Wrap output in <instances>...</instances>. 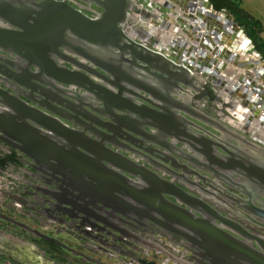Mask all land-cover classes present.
I'll return each mask as SVG.
<instances>
[{
  "label": "flooded vegetation",
  "instance_id": "1",
  "mask_svg": "<svg viewBox=\"0 0 264 264\" xmlns=\"http://www.w3.org/2000/svg\"><path fill=\"white\" fill-rule=\"evenodd\" d=\"M47 6L48 0H0L2 15L29 30L26 43H17L27 49L0 51V91L65 129L46 123L52 130L33 132L22 124L24 112L0 104L10 122L0 123V264H254L226 260L231 251L222 232L264 257V117L250 120L241 107V77L230 84L223 67L214 72V88L198 93L139 65L137 57L150 53L128 38L132 20L147 14L142 2L60 0L57 21ZM145 17L140 21L164 16ZM144 30L135 29L139 36ZM175 48L171 61L190 57V49ZM168 70L179 74L172 65ZM33 158L41 171L30 168ZM123 164L127 179L114 168ZM135 169L193 197L155 189L189 216L150 203L151 190ZM99 201L136 223L106 217Z\"/></svg>",
  "mask_w": 264,
  "mask_h": 264
},
{
  "label": "water",
  "instance_id": "2",
  "mask_svg": "<svg viewBox=\"0 0 264 264\" xmlns=\"http://www.w3.org/2000/svg\"><path fill=\"white\" fill-rule=\"evenodd\" d=\"M50 2V6L46 7L49 13L48 18L49 19H55L57 21L58 13L57 8L60 4V0H48ZM111 1L112 3H115L116 0H107ZM136 2H142L145 4V10L146 12L144 14L146 15H139V18H134L132 20L134 24L131 26V29L129 31L130 37L128 38V41L130 44H134L137 48H139L142 51H146L150 53V56L142 57L140 55L137 57V62L139 65L144 66L146 69L160 73L161 76L169 77L172 82L171 85H173L176 89L182 90L188 89L192 92H198L201 93L202 86H207L210 88H214V85L217 84V80L214 76V72L218 69H223V67H226V63H224L222 59L225 62H231V60L235 56V52L232 50H226L224 57H221V52L224 50V48L220 47V36L221 34L218 33L217 30H213L209 28L201 18V14L196 11V7L198 4H202V1L199 0H135ZM190 1V3H189ZM206 2V9L210 10L212 15L219 19H222L220 17V13L215 12L212 9V6ZM41 3V2H38ZM153 5L156 7L152 8ZM70 10H72L77 16H82L85 18L84 15H81V11L79 9H74L70 6H68ZM148 9V10H147ZM151 9V10H149ZM153 9V10H152ZM164 16L165 19H158V16ZM144 16L145 18H153L156 17L159 22H151L149 23L148 20L143 19L140 21ZM13 16L5 17L2 15V12H0V21L3 20V24L0 23V44L5 46V49H1V54H6L12 52V50L15 49H27L25 46H21V44L26 43V36L27 31H29L26 28H22L15 24L14 20H12ZM230 18L228 17L224 23L229 24ZM75 22V21H74ZM171 23L185 25L187 29L184 30V34L186 35L188 40L181 39L179 37H172L170 41L166 44H164V39L167 35H170L172 33L177 32V30H174L171 28ZM223 23V24H224ZM84 26V25H83ZM177 26V27H178ZM221 26V25H220ZM222 29L225 30V27ZM138 27H143L144 36L137 35L135 29ZM203 30V32H201ZM237 30V29H236ZM36 31V30H35ZM205 31V32H204ZM226 31V30H225ZM239 33L238 37L234 35V37L237 39V43H239L240 38H246L242 31H237ZM32 32L30 31V34ZM63 33V32H62ZM155 36H154V35ZM32 35H38L35 32ZM63 37H66V34L63 33ZM160 36H162L161 42L155 41ZM210 36H214L215 38L213 40L210 39ZM137 40V41H135ZM115 42H118L113 40ZM17 43H21L20 45ZM173 43L171 46L176 45V51L178 54H185L190 49V57L185 58L183 55H180L179 58H177L175 61H171L169 57H171V52L169 44ZM135 48V49H137ZM250 49H253L252 45L250 44ZM208 54V55H206ZM126 55L133 57L132 55H129L126 53ZM207 56V60L209 61L208 64L202 65L200 63L201 58ZM135 58V57H134ZM246 63V67L244 66ZM169 65L174 66L178 71L179 74L174 72L173 74L169 73ZM206 68H205V67ZM215 66V68L213 67ZM238 67H241L244 70L252 72L254 75H256V79L253 78L251 75L247 72V77H241L240 81L236 83V87L239 85L242 86V89H244V92L246 94L244 97H238L237 95H230L231 98L235 99L238 97L239 99L243 100L241 103V107L249 114V119L252 120V118H257V116L260 115L259 119L262 120L264 117V78H259L258 75L262 76L264 73V60L262 61H246L241 64H239ZM213 72L212 75L209 76V72ZM162 78V77H161ZM164 82V80H163ZM197 83V87H192L191 83ZM166 84V83H165ZM238 84V85H237ZM0 97L4 99V103L0 101V104L2 106H6L8 108L10 107H17L19 110L24 112L26 115L23 118L22 124L26 128H28L31 131H35L36 133L42 132V130H55L56 132L65 130L59 121L55 118H50L48 116H45L41 112L29 107L24 101H21L19 97H12L9 94L0 91ZM121 110L114 109L113 114L119 113ZM252 116V117H250ZM28 122L32 123L34 126L30 125ZM0 123L7 125L10 124V122L6 121L3 116H0ZM46 123L52 124V127L54 128H48L46 126ZM84 151V150H83ZM37 157V156H36ZM33 165H31V169L35 172H39L42 169L37 166L38 160L36 158H33ZM116 169V172H119V177L123 179H127L125 175L127 174L131 175V173L125 168V165L123 164V167L120 165H115L114 167ZM118 170V171H117ZM137 173H140V176L144 178V181L147 183V186L149 187L151 197H149L148 201L152 204L157 206H161L165 211L167 212H175L180 213L184 217H186L190 212L187 209L180 208L179 206L169 203L167 201L162 192L156 191L157 186H163L165 188H170L173 191L179 193L181 196H185L186 198H192L189 195H186L183 192H179L174 190L175 188L168 182L162 180L159 178V176L153 172H150L149 170H137L135 169ZM37 195V194H36ZM153 198V199H150ZM96 208L100 211H105L104 213L106 217L111 218L112 220L118 219L121 222H126L130 224H135L136 221L132 217H128L120 213L119 211L111 208L108 205L103 204L101 201L95 202ZM68 207V206H67ZM189 212V213H188ZM62 216H64L67 220L72 219L71 216L67 215L66 213H63ZM189 216V215H188ZM213 233H219L214 232ZM220 240H223V243L225 245V249L228 251H231L229 253H226L224 256L226 260H231V257H236V259L239 258H245L247 261H251L254 264H262L263 255L259 253V251L253 249V248H245L242 247L239 241L231 235L229 232H222L219 233ZM109 237V236H107ZM47 240L54 241L52 238H47ZM237 253L241 254L238 255ZM97 264H103L99 261H93ZM232 262V261H231ZM145 264H155V261H145ZM233 263V262H232Z\"/></svg>",
  "mask_w": 264,
  "mask_h": 264
},
{
  "label": "trees",
  "instance_id": "3",
  "mask_svg": "<svg viewBox=\"0 0 264 264\" xmlns=\"http://www.w3.org/2000/svg\"><path fill=\"white\" fill-rule=\"evenodd\" d=\"M215 12L228 13L234 23L241 28L253 51L264 60V40L261 37V23L246 13L239 0H207Z\"/></svg>",
  "mask_w": 264,
  "mask_h": 264
},
{
  "label": "crops",
  "instance_id": "4",
  "mask_svg": "<svg viewBox=\"0 0 264 264\" xmlns=\"http://www.w3.org/2000/svg\"><path fill=\"white\" fill-rule=\"evenodd\" d=\"M202 1V4H198L196 7V11L201 14V18L204 20H207L208 27L213 29L214 31L221 28L222 29V23L221 21H224L223 15L220 13V17L222 19H217L215 18L211 13L210 10L206 9V2L205 0H200ZM241 3L242 9L248 13L251 17H253L255 20L259 21L263 27V32L261 34L262 39L264 40V0H239ZM199 2V0H198ZM206 13V14H205ZM220 21V22H219ZM206 24V25H207ZM231 25V23H229ZM221 25V26H220ZM224 27V26H223ZM232 27V25H231ZM233 28V27H232ZM205 32V31H204ZM220 42L221 45L220 47L224 48L225 50H233L235 52V55H238L239 52L236 50L238 49L237 39L234 37L239 35L237 31H234V33L227 34L223 29L220 32ZM233 36L234 40L231 38ZM215 37L210 36V39L213 40ZM227 42L228 47L224 45V43ZM247 48V47H246Z\"/></svg>",
  "mask_w": 264,
  "mask_h": 264
},
{
  "label": "rangeland",
  "instance_id": "5",
  "mask_svg": "<svg viewBox=\"0 0 264 264\" xmlns=\"http://www.w3.org/2000/svg\"><path fill=\"white\" fill-rule=\"evenodd\" d=\"M223 17H224V21L229 17L230 20H229V23H231L232 27H233V30L234 31H242L240 27H238L232 17L226 13V12H220ZM162 19H165V17H163ZM187 29V27L185 25H182V24H179L178 26V31L175 32V33H172L170 35H167L166 38L164 39V44L168 43L170 41V39L172 37H179L181 39H184V40H188L186 35L184 34V30ZM237 29V30H236ZM225 31V30H224ZM233 31V32H234ZM227 34H229L227 32V30L225 31ZM243 33V31H242ZM244 35V33H243ZM245 36V35H244ZM233 37V36H232ZM250 44V43H249ZM224 45L226 47H228L227 45V42L224 43ZM246 52H245V57L247 58L246 60L242 57L239 58L240 61H262V59L253 51V49H248V48H245ZM252 56V57H251ZM222 57V55H221ZM219 61L222 60L224 63H226V70L225 71H221V75H225L226 76V79H231V80H228L227 82H229L230 84L233 83L234 81H237L238 78L240 77H247V70H244V69H237L236 66L232 63V62H225L222 59H218ZM249 74V73H248Z\"/></svg>",
  "mask_w": 264,
  "mask_h": 264
},
{
  "label": "bare ground",
  "instance_id": "6",
  "mask_svg": "<svg viewBox=\"0 0 264 264\" xmlns=\"http://www.w3.org/2000/svg\"><path fill=\"white\" fill-rule=\"evenodd\" d=\"M206 14V13H205ZM220 22V21H219ZM221 23L223 24L224 23V21H221ZM224 25V27H225V30H227V32L229 33H234L233 31V28L231 27V25L230 24H227V23H224L223 24ZM201 32H203V30H201ZM236 45H238L237 47H238V49L236 50L237 52H239L238 53V55H235L234 56V58L231 60V62L236 66V68L237 69H242L241 67H238L239 66V64H241V63H243L244 61H240L239 60V58L240 57H242V58H244L245 60L247 59L246 57H245V48L247 47L248 49H250V44H249V42H248V40L246 39V38H240V41H239V43L238 44H236ZM252 57V56H251ZM246 62V61H245ZM245 67H246V63H245V65H244ZM248 73H249V75H251L253 78H255L256 79V75H254L252 72H250V71H247ZM212 71L211 72H209V76L210 75H212ZM257 76H259V78H264V73H263V75L262 76H260V75H258L257 74ZM238 92V91H237Z\"/></svg>",
  "mask_w": 264,
  "mask_h": 264
}]
</instances>
